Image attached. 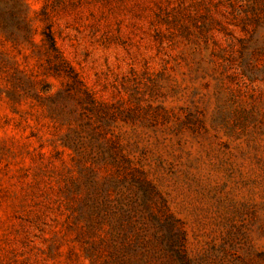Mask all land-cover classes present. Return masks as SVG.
<instances>
[{"label": "rangeland", "instance_id": "obj_1", "mask_svg": "<svg viewBox=\"0 0 264 264\" xmlns=\"http://www.w3.org/2000/svg\"><path fill=\"white\" fill-rule=\"evenodd\" d=\"M140 260L264 264V0H0V264Z\"/></svg>", "mask_w": 264, "mask_h": 264}, {"label": "trees", "instance_id": "obj_2", "mask_svg": "<svg viewBox=\"0 0 264 264\" xmlns=\"http://www.w3.org/2000/svg\"><path fill=\"white\" fill-rule=\"evenodd\" d=\"M43 33H44L45 41L49 44V49L51 50L53 55H58V51H57V48L55 46L51 32L50 31H44ZM139 264H149V263L146 262L145 260H140Z\"/></svg>", "mask_w": 264, "mask_h": 264}]
</instances>
